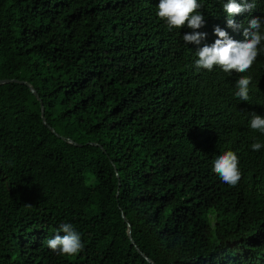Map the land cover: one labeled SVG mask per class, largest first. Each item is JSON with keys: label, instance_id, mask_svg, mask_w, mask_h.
I'll use <instances>...</instances> for the list:
<instances>
[{"label": "trees", "instance_id": "trees-1", "mask_svg": "<svg viewBox=\"0 0 264 264\" xmlns=\"http://www.w3.org/2000/svg\"><path fill=\"white\" fill-rule=\"evenodd\" d=\"M198 3L199 45L168 30L159 0H0V79L17 80L0 84V264H148L136 249L154 264H264V147L251 149L264 134L250 128L264 41L247 72L195 68L215 27L243 42L258 18L264 33V0L231 17L238 30L227 0ZM226 151L235 186L213 171ZM64 223L75 256L47 246Z\"/></svg>", "mask_w": 264, "mask_h": 264}, {"label": "clouds", "instance_id": "clouds-1", "mask_svg": "<svg viewBox=\"0 0 264 264\" xmlns=\"http://www.w3.org/2000/svg\"><path fill=\"white\" fill-rule=\"evenodd\" d=\"M255 0H227L223 4V10L227 16V26L238 30L242 25L237 24L231 17L243 12H250L255 8ZM201 5L198 0H159L157 6V17L166 23L169 31L181 29L185 25L192 29L191 33L183 36L185 43L199 45L205 39L206 33L195 31L204 24V18L198 11ZM262 23L258 18H252L248 22V27L243 29L245 40L243 42L231 39L225 30L220 27L214 28L217 39L211 45L205 44L196 52V70L212 71L214 66H218L225 73H244L247 72L257 56L259 55V45L264 41V33L261 32ZM250 37V38H249ZM250 77L241 76L236 81L237 91L235 97L240 101H248ZM250 128L264 134V117L253 114L250 120ZM264 144L254 142L251 145L253 151H259ZM213 171L220 177L223 183L235 186L241 179L238 167V157L232 151H226L218 156L213 163ZM60 232L48 240V248L61 256H75L82 250L80 234L73 228L72 224L64 223L60 225Z\"/></svg>", "mask_w": 264, "mask_h": 264}, {"label": "water", "instance_id": "water-1", "mask_svg": "<svg viewBox=\"0 0 264 264\" xmlns=\"http://www.w3.org/2000/svg\"><path fill=\"white\" fill-rule=\"evenodd\" d=\"M10 81L17 82V80H15V79H0V84H2V83H6V82H10ZM21 82L26 83L25 81H21ZM28 87H29L30 91L34 94V96H35L36 98H38L37 93L35 92V90L33 89V87L30 86V85H28ZM40 106H41V107H40L41 123H42L44 126H46L51 132H53L52 128H50V127L44 122V119H43V117H42V109H43V108H42V104H41V103H40ZM67 144H71V145L77 146V145H75V144H72V143L70 142V140H67ZM123 220H124L126 223H128L127 220H126L125 218H123ZM127 236H128V238H129V241H130L131 245H134V242L132 241V238H131V236H130V226H129V224H127ZM136 251L139 253V255H140L144 260H146V262H147L148 264H154V263H153L151 260H149L148 258L146 259L145 256H144L143 254H141V253L139 252L138 249H136Z\"/></svg>", "mask_w": 264, "mask_h": 264}]
</instances>
